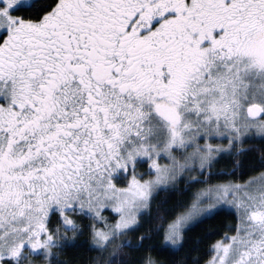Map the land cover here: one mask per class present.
I'll list each match as a JSON object with an SVG mask.
<instances>
[{
  "label": "snow or ice",
  "instance_id": "6c2138e0",
  "mask_svg": "<svg viewBox=\"0 0 264 264\" xmlns=\"http://www.w3.org/2000/svg\"><path fill=\"white\" fill-rule=\"evenodd\" d=\"M224 206L203 264H264V0H0V264H166Z\"/></svg>",
  "mask_w": 264,
  "mask_h": 264
},
{
  "label": "trees",
  "instance_id": "16d2710c",
  "mask_svg": "<svg viewBox=\"0 0 264 264\" xmlns=\"http://www.w3.org/2000/svg\"><path fill=\"white\" fill-rule=\"evenodd\" d=\"M251 143L259 144L260 141H252ZM259 152L256 153V159L253 163L258 164ZM230 168V164L227 159L222 160L216 165V169L224 170ZM258 170V169H257ZM251 173H245V178ZM229 176H218L216 179L227 180L231 179ZM183 187V185H182ZM196 186H194L195 188ZM193 188V190H194ZM187 194L181 196L179 193L173 195L171 192L160 191L158 195L155 196L152 206L151 215L146 219L145 226L139 229L138 233H130L132 236L139 235L143 233L147 228L152 227L160 223L157 216H170V212L167 210L173 209L179 199H186ZM236 212L228 209L221 208L215 215L210 216L207 219L200 221L194 227H192L186 233V240L182 248L178 251L172 249H167L165 251H153V255L157 256L159 259L164 260L166 264H173L174 261L179 262L184 258L191 255L196 257L199 255L201 257L199 264H203V261L208 259L212 253L210 251V245L217 239H219L223 233L231 232L232 229L229 225L235 223ZM81 239H85L81 237ZM142 254V253H141ZM69 256H74L77 259H85L88 257L97 256L98 253L95 250H90L87 245H83L77 248L71 249ZM188 264H195L194 260H189Z\"/></svg>",
  "mask_w": 264,
  "mask_h": 264
},
{
  "label": "rangeland",
  "instance_id": "374dc122",
  "mask_svg": "<svg viewBox=\"0 0 264 264\" xmlns=\"http://www.w3.org/2000/svg\"><path fill=\"white\" fill-rule=\"evenodd\" d=\"M144 170H145V169H144ZM144 170H140V171H144ZM223 208H228V209H231V210L235 211L233 208L228 207V206H224ZM235 212H236V211H235Z\"/></svg>",
  "mask_w": 264,
  "mask_h": 264
},
{
  "label": "flooded vegetation",
  "instance_id": "af4514ba",
  "mask_svg": "<svg viewBox=\"0 0 264 264\" xmlns=\"http://www.w3.org/2000/svg\"><path fill=\"white\" fill-rule=\"evenodd\" d=\"M140 170H144V168H141Z\"/></svg>",
  "mask_w": 264,
  "mask_h": 264
}]
</instances>
